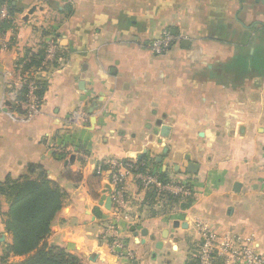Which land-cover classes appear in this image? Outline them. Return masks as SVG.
I'll return each instance as SVG.
<instances>
[{"label": "crops", "instance_id": "obj_1", "mask_svg": "<svg viewBox=\"0 0 264 264\" xmlns=\"http://www.w3.org/2000/svg\"><path fill=\"white\" fill-rule=\"evenodd\" d=\"M5 4L0 184L45 177L61 187L44 247L81 264H197L209 230L238 236L264 257V0ZM164 30L175 42L159 56L151 47ZM51 40L58 60L41 77L42 112L28 120L16 66L29 54L43 62ZM110 160L146 163L191 195L154 198L131 176L117 214L101 204L114 190ZM8 210L0 195V256L12 242Z\"/></svg>", "mask_w": 264, "mask_h": 264}, {"label": "built area", "instance_id": "obj_2", "mask_svg": "<svg viewBox=\"0 0 264 264\" xmlns=\"http://www.w3.org/2000/svg\"><path fill=\"white\" fill-rule=\"evenodd\" d=\"M10 18L8 5L0 7V25L4 20ZM174 37L169 30H164L160 37L153 41L152 51L156 55L166 54L174 44ZM10 42L5 40L0 28V49L7 50ZM58 44L51 40L46 44L43 62L35 72L26 70L32 63V54H29L21 63L17 64L18 82L25 88L24 100H19L18 105L25 111L28 120L34 119L42 112L43 99L39 95L42 90L40 82L49 69L58 60ZM111 172V185L113 189V204L115 211L120 214L125 210L126 182L129 177L134 176L146 191H157L160 193H170L175 196L189 197L191 189L185 183L177 181H163L158 174L146 170V163H136L130 160H110L104 163ZM104 168L97 169V174L101 175ZM114 207V206H113ZM1 257V256H0ZM197 264H264V257L252 250L245 241L238 236L220 237L209 230L201 231V243L195 252ZM0 264H3L0 260Z\"/></svg>", "mask_w": 264, "mask_h": 264}, {"label": "trees", "instance_id": "obj_3", "mask_svg": "<svg viewBox=\"0 0 264 264\" xmlns=\"http://www.w3.org/2000/svg\"><path fill=\"white\" fill-rule=\"evenodd\" d=\"M32 63L40 66L41 59L33 56ZM41 61V62H40ZM40 62V64H39ZM43 97L44 82H40ZM25 98V88L20 100ZM163 181L167 178L161 177ZM153 197L180 201L182 196L170 193L150 191ZM0 195L6 196L9 210L6 214L5 226L12 236V242L6 244L0 260L3 264H81L80 259L61 248H46L42 244L51 232V226L63 206L64 192L61 187L45 177L40 179L25 178L15 182L10 178L0 184ZM24 257L23 261L10 263L11 257Z\"/></svg>", "mask_w": 264, "mask_h": 264}, {"label": "water", "instance_id": "obj_4", "mask_svg": "<svg viewBox=\"0 0 264 264\" xmlns=\"http://www.w3.org/2000/svg\"><path fill=\"white\" fill-rule=\"evenodd\" d=\"M74 160H75V156H73L71 158V162H73ZM105 193L108 195H105L103 197L101 204L104 205L106 209L111 210L113 207V190H112V188L109 186L108 190Z\"/></svg>", "mask_w": 264, "mask_h": 264}]
</instances>
